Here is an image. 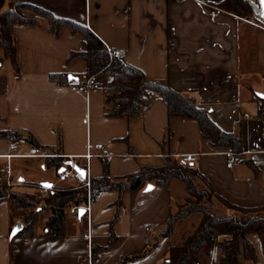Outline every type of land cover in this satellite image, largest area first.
Masks as SVG:
<instances>
[{"label": "crops", "instance_id": "crops-1", "mask_svg": "<svg viewBox=\"0 0 264 264\" xmlns=\"http://www.w3.org/2000/svg\"><path fill=\"white\" fill-rule=\"evenodd\" d=\"M17 4L81 25L105 50H121V59L147 81L162 82L196 100L219 130L240 138L242 150L227 168L229 150L204 139L196 120L169 116L160 100L140 103L135 115L113 117L114 106L106 100L112 94L105 88L109 77H92L100 89L79 92L87 64L82 59L66 61L71 52L82 50L84 37L67 26L57 35L50 34L47 19L29 10L23 13L33 18L31 25L9 28L19 77L9 62L0 65V132L29 134L37 145L0 138V169L10 168L9 188L24 189L31 183H39V190L45 188L43 183L59 186V170L47 166L53 151L62 168L70 162L85 170L82 179L72 169L69 180L74 186L85 181L88 186L90 178L103 174L114 178L140 167H158L165 157L196 154L191 166L221 199L239 208L264 204L263 127L254 98L256 94L264 99V29L257 26L259 22L199 0H5L4 8ZM52 75L75 79L58 85ZM116 200V193L106 192L93 203L73 208L65 235L55 240L43 236L50 213L41 212L46 216L35 225L37 236L13 239L11 256L10 233L21 222L12 219L6 201L1 202L0 264H114L142 252L149 239L163 231L170 212L185 200V192L177 180L167 186L144 183L124 193L119 208ZM216 204L218 216L228 214L221 203ZM80 208L85 214L79 219L72 211ZM198 220L199 215L179 220L150 254L126 264H165L168 247L181 242ZM110 233L116 243L105 249ZM227 238H214L209 251L200 252V264H219V243ZM246 238L254 248L255 261L243 264H264L258 236Z\"/></svg>", "mask_w": 264, "mask_h": 264}, {"label": "trees", "instance_id": "trees-1", "mask_svg": "<svg viewBox=\"0 0 264 264\" xmlns=\"http://www.w3.org/2000/svg\"><path fill=\"white\" fill-rule=\"evenodd\" d=\"M199 1L239 17L252 18L262 24L255 17L251 6L244 0ZM4 6L5 0H0V65L3 62H9L15 77H19V73L15 59L14 39L9 28L14 24L31 25L33 18L26 16L23 12L36 11L47 19L50 34L57 35L62 27L67 26L72 33H78L84 37L82 50L71 52L66 61L69 63L75 59H82L86 62L84 81L90 77L102 75L109 77L105 88L112 94L106 100L114 106L111 114L113 117L135 115L138 113L140 103L143 104L148 99L160 100L165 104L169 116L196 120L200 125L203 138L213 146L224 147L235 155L241 154L240 138L219 130L209 120L205 111L198 107L196 100L176 93L162 82L147 81L141 71L127 64L123 59L109 61L103 44L85 27L56 18L48 12L34 9L26 4H17L13 9H5ZM50 79L58 85H67L75 77L52 75ZM254 98L258 102L257 117L262 123L264 140V99L256 94ZM0 138H5L11 143L26 141L37 145L29 134L23 136L19 132H0ZM52 155L55 156L47 158L51 161L47 166L58 171L62 168L63 162L57 157V151H53ZM172 180H177L183 185L185 192L183 203L170 212L163 231L150 238L142 252L119 258L114 264L142 260L155 249L161 237L172 233L179 220L192 215H199V220L194 223L192 231L186 234L181 242L168 247L165 264H200V252H208L212 240L218 236L228 237L219 243L222 255L219 264H243L246 260L255 261L254 248L246 238L248 234L258 236L264 252V204L255 208H239L231 205L217 196L211 189L210 183L191 165L182 166L177 159L165 157L158 167H140L136 172L114 178L103 174L98 178H90L88 186L86 181L82 186L53 185L48 189L46 196L39 194V183L26 184L23 191H17L0 182V203L7 201L12 203L16 211H24L20 217L23 229L10 240L9 256L13 252V239L18 237L32 239L37 236L35 224L41 212L50 213L44 224L43 236L55 240L65 235L71 210L83 206L88 201L93 203L101 193H116V207L119 208L122 205L124 193L135 191L144 183L167 186ZM216 202L221 203V207L228 211L227 215L216 216L213 213L218 206ZM115 243L116 237L110 233V243L105 249L112 248Z\"/></svg>", "mask_w": 264, "mask_h": 264}, {"label": "built area", "instance_id": "built-area-1", "mask_svg": "<svg viewBox=\"0 0 264 264\" xmlns=\"http://www.w3.org/2000/svg\"><path fill=\"white\" fill-rule=\"evenodd\" d=\"M257 26L264 29V25L262 24H259V25L257 24ZM106 53L108 54L109 60L111 61L113 59H121L123 57V52L117 49H107ZM93 89H100V86L95 81V79L92 77L86 79L84 82H82L80 85L77 86V90L79 92H88L89 90H93ZM244 117L249 118L245 114H244ZM225 155H226V167L231 168L235 162V158H234L235 155L230 151H227ZM88 157L89 156H87V158ZM197 158H198V155L196 154H182V155H179L176 159L180 165L189 166V165L194 164L197 161ZM71 174H72V164L68 162L64 164L63 172L62 173L58 172V177L60 180L64 181L66 179H69L71 177ZM10 179H11L10 168L9 166H4L3 168L0 169V180L3 183H5L8 187H10V182H11ZM39 193L45 196L48 193V189L41 188L39 190ZM72 212L73 214L76 215L78 213V209H74Z\"/></svg>", "mask_w": 264, "mask_h": 264}, {"label": "water", "instance_id": "water-1", "mask_svg": "<svg viewBox=\"0 0 264 264\" xmlns=\"http://www.w3.org/2000/svg\"><path fill=\"white\" fill-rule=\"evenodd\" d=\"M246 1L252 8L255 17L264 25V0H244ZM73 171L78 174L82 179H85L86 172L84 169L79 168L77 165H73ZM59 172H63V168L59 169ZM47 185V186H46ZM43 187L50 189L51 184L43 183ZM152 186H147V189H151ZM85 214V209L80 208L78 210V218L80 219ZM23 226L21 223H16L11 230L10 239L14 238L20 231H22Z\"/></svg>", "mask_w": 264, "mask_h": 264}, {"label": "rangeland", "instance_id": "rangeland-1", "mask_svg": "<svg viewBox=\"0 0 264 264\" xmlns=\"http://www.w3.org/2000/svg\"><path fill=\"white\" fill-rule=\"evenodd\" d=\"M242 18H244V19H247L248 21H250V22H252V21H256V20H254V19H252V18H245V17H242ZM5 65H6V63H4ZM52 171V172H51ZM50 172H51V176H52V179H53V183L54 182H56L57 180H56V177H55V173H56V171L54 170V169H52ZM16 172V171H15ZM76 174V173H75ZM73 175V174H72ZM69 179H71V178H69ZM69 179H67V180H65V181H62V182H56L57 184H59V186H64V185H70V184H73L72 183V180H69ZM60 180V179H59ZM1 183H3L2 181H0ZM7 186V185H6ZM8 187V186H7ZM11 189H13V188H11ZM14 190H17V191H23L24 189L23 188H21V189H17V187H15V189ZM6 203H7V206H8V215L9 216H11V218L12 219H14V220H19L20 221V216H21V211H16V209H15V207L12 205V203H10V202H7L6 201ZM220 210V207H219V205L217 206V208H216V210H213V213L216 215V216H218V212L217 211H219ZM24 212V211H23ZM45 216H46V214H40V216H39V221L38 222H40V221H42V220H44V218H45ZM36 225V224H35Z\"/></svg>", "mask_w": 264, "mask_h": 264}, {"label": "bare ground", "instance_id": "bare-ground-1", "mask_svg": "<svg viewBox=\"0 0 264 264\" xmlns=\"http://www.w3.org/2000/svg\"><path fill=\"white\" fill-rule=\"evenodd\" d=\"M251 1V0H250Z\"/></svg>", "mask_w": 264, "mask_h": 264}, {"label": "snow or ice", "instance_id": "snow-or-ice-1", "mask_svg": "<svg viewBox=\"0 0 264 264\" xmlns=\"http://www.w3.org/2000/svg\"><path fill=\"white\" fill-rule=\"evenodd\" d=\"M47 186V185H46Z\"/></svg>", "mask_w": 264, "mask_h": 264}]
</instances>
